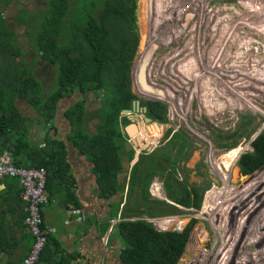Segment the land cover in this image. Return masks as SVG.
Here are the masks:
<instances>
[{
	"label": "trees",
	"instance_id": "trees-1",
	"mask_svg": "<svg viewBox=\"0 0 264 264\" xmlns=\"http://www.w3.org/2000/svg\"><path fill=\"white\" fill-rule=\"evenodd\" d=\"M241 3L246 6L245 2ZM164 4L171 6L174 2L140 0L142 17L148 16L146 11L152 12V7L155 10ZM7 6L8 1L0 0V155L7 152L18 167L45 169L46 204L55 203L67 209L69 205L81 207L68 158L70 152L77 153L90 164L95 199L101 203V209L107 210L104 219L87 216L83 226L93 227L96 238L100 239L110 221L119 217L107 237L108 241L116 238L119 242V264H178L195 219L181 230L169 231L156 230L143 220H130L131 214L151 216L152 207L145 208L149 203L164 204L174 210L176 206L199 209L203 198L196 186L187 187L175 177V155L190 146L182 133L152 152L143 151L130 167L135 150L128 143L124 127L129 122L121 112L130 109L133 100H139L140 105L146 107L147 117L163 123L167 110L159 101L139 99L132 90L131 66L140 39L138 0H46L45 6L35 13L21 10L18 18L28 28L26 36L32 53L55 69V88L48 92L44 91L33 69L22 60L23 51L15 31L4 20ZM147 51L145 43L140 56ZM89 94L100 101L99 108L87 110ZM75 95L79 98L61 113V119L68 125L65 139H61L57 137L56 126L58 105L61 100ZM18 100L26 102L36 112V117L23 115ZM88 117L97 120L93 133L88 130ZM34 126L42 128L39 143L30 139ZM251 147L252 151L238 160L243 175L264 164V135H259ZM173 149L177 153L176 159L171 161L164 151ZM188 156L189 153L184 154V159ZM224 159L223 164L229 166L231 156ZM154 178L162 179L166 198L173 205L151 198L148 188ZM7 180L15 182L12 178L0 179V185L5 186L0 190V264H21L22 259L20 263L11 261L14 252L9 248L15 243L16 249L32 238L23 224L27 212L21 190ZM247 185L237 188L238 193H245ZM17 202H21L20 207L16 206ZM7 214H10L8 220ZM176 225V220L153 222L160 230ZM84 231L81 236H86L87 231ZM196 232L194 229L192 239ZM2 256L7 257L1 261ZM78 258L79 253H67L57 235L48 233L37 264H78Z\"/></svg>",
	"mask_w": 264,
	"mask_h": 264
},
{
	"label": "rangeland",
	"instance_id": "rangeland-1",
	"mask_svg": "<svg viewBox=\"0 0 264 264\" xmlns=\"http://www.w3.org/2000/svg\"><path fill=\"white\" fill-rule=\"evenodd\" d=\"M1 1H8L3 16L15 31L23 62L33 69L48 92L54 86L55 69L32 53L26 36L28 28L18 18L21 10L35 13L45 6L46 0ZM171 1L174 2L171 6L169 3L154 6L155 10L152 7V12L142 17L138 0L137 53L146 43L145 54L150 57L148 80L155 87L165 89L167 96L162 101L137 96L159 101L167 110L165 121L156 122L159 132L152 133L147 128V136L138 135L136 144L128 138V143L135 153L152 152L182 133L190 146L178 155L176 149L164 152L171 161L177 158L175 177L187 187L196 186L203 198L199 209L176 206L174 210L164 204L149 203L145 208L152 207L151 216L131 214L130 220H143L152 227L153 222L176 220L177 225L167 230H181L195 219L178 264H264V164L245 175L238 167L239 158L252 151L251 143L264 135V81L261 80L264 79V12L253 5L264 4V0ZM132 90L135 92L133 86ZM77 98L79 95L59 102L56 126L57 137L61 139L68 132L61 113ZM17 104L23 115L36 117L26 102L18 100ZM99 107L97 97L89 94L87 110ZM142 119L143 115L138 114L132 122ZM96 123V119L88 117L90 133L95 131ZM29 135L32 142H41V126L32 127ZM186 153L189 156L184 159ZM229 155L231 164L226 166L223 160ZM242 185H247L243 194L237 190ZM148 192L156 202L172 204L166 198L162 179L154 178ZM95 210L93 214L98 219L107 216L106 209ZM91 215L90 209L85 218ZM118 221L119 217L110 221L104 236L95 241L94 250L89 246L90 254L94 253L92 264H119V242L116 238L107 240ZM89 229V235L95 239L96 230L93 228L92 233V227ZM194 229L197 232L192 239ZM253 252L256 257L250 255ZM78 264L85 263L81 260Z\"/></svg>",
	"mask_w": 264,
	"mask_h": 264
},
{
	"label": "crops",
	"instance_id": "crops-1",
	"mask_svg": "<svg viewBox=\"0 0 264 264\" xmlns=\"http://www.w3.org/2000/svg\"><path fill=\"white\" fill-rule=\"evenodd\" d=\"M30 116L33 117L32 115ZM68 158L70 161L72 174L76 180V196L81 203V207L76 208L73 205H69L67 209H61L55 203L46 204L43 212L45 227L48 233H54L57 235L61 246L67 253L76 251L80 254V258L77 260L78 263L82 260L85 264H92L94 263V253L92 252L90 254L88 249L89 246H91V251L94 250L95 241L98 242V239H94L93 235H89V231L91 229H89L88 226L84 227L83 221L87 212L91 209L92 215H94L93 213L96 212L95 209H99L101 203L95 199L93 177L90 174V164H88L77 153L70 152ZM7 183H12L15 187L19 188V186L13 180H7ZM4 188V184L0 185V190ZM20 204L21 202H17L16 206L20 207ZM9 218L10 214H7L6 220ZM84 230L87 231V234L86 236H81ZM94 232L95 231L92 227V233ZM30 244L31 241H23L15 249V243H12L11 247L9 248L14 252V256H12L11 261L14 263H20L23 255L27 253ZM7 251L10 250L7 249ZM6 257L7 256H2L1 261H3L4 258L6 259Z\"/></svg>",
	"mask_w": 264,
	"mask_h": 264
},
{
	"label": "built area",
	"instance_id": "built-area-1",
	"mask_svg": "<svg viewBox=\"0 0 264 264\" xmlns=\"http://www.w3.org/2000/svg\"><path fill=\"white\" fill-rule=\"evenodd\" d=\"M7 177L17 182L21 198L26 203V216L23 220L25 231L32 241L21 264H37L47 242L48 231L45 227L44 207L47 203L45 194L46 171L43 168H23L13 164L7 152L0 155V179Z\"/></svg>",
	"mask_w": 264,
	"mask_h": 264
},
{
	"label": "water",
	"instance_id": "water-1",
	"mask_svg": "<svg viewBox=\"0 0 264 264\" xmlns=\"http://www.w3.org/2000/svg\"><path fill=\"white\" fill-rule=\"evenodd\" d=\"M139 58L135 59L131 66V78L133 81V88L137 95L146 93L150 95L152 99L162 101L166 96V90L163 88L154 87L148 80V65H149V55L136 53ZM139 61V63H138ZM122 115H125L129 119V123L124 127V132L128 138L131 139L132 143L136 144V139L139 140V133L141 132V124H149V126H158L156 122L152 121L151 118L146 116V107L140 105L139 100H133L131 103L130 109L123 110ZM143 115V119L140 122H132L134 118L138 115ZM152 123V124H151ZM139 153H135L133 160L130 163V167L137 161ZM242 177H245L242 175ZM151 226V225H149ZM152 227V226H151ZM159 231H169V230H160L156 227H153Z\"/></svg>",
	"mask_w": 264,
	"mask_h": 264
},
{
	"label": "bare ground",
	"instance_id": "bare-ground-1",
	"mask_svg": "<svg viewBox=\"0 0 264 264\" xmlns=\"http://www.w3.org/2000/svg\"><path fill=\"white\" fill-rule=\"evenodd\" d=\"M256 5H257V7L261 10V9H264V4H261V3H256ZM260 79V78H259ZM258 80V79H257ZM262 81H264V79H261ZM141 127V132L139 133V136L141 135V136H147V134L145 133L146 132V129L148 128V129H150V131L153 133V132H159L160 130H159V128H158V126H154V125H152V126H144V125H140ZM250 255H252V256H257L254 252L252 253V254H250ZM249 255V256H250ZM254 257V258H255ZM251 258H253V257H251ZM253 258V259H254ZM250 260V259H249Z\"/></svg>",
	"mask_w": 264,
	"mask_h": 264
},
{
	"label": "flooded vegetation",
	"instance_id": "flooded-vegetation-1",
	"mask_svg": "<svg viewBox=\"0 0 264 264\" xmlns=\"http://www.w3.org/2000/svg\"><path fill=\"white\" fill-rule=\"evenodd\" d=\"M146 13H147L146 15H148L149 11H146Z\"/></svg>",
	"mask_w": 264,
	"mask_h": 264
}]
</instances>
